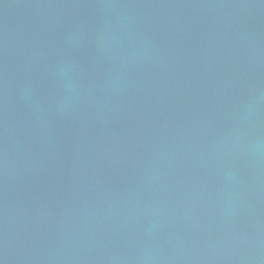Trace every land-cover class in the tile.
Wrapping results in <instances>:
<instances>
[{"label":"water","instance_id":"95a60500","mask_svg":"<svg viewBox=\"0 0 264 264\" xmlns=\"http://www.w3.org/2000/svg\"><path fill=\"white\" fill-rule=\"evenodd\" d=\"M0 264H264V0H0Z\"/></svg>","mask_w":264,"mask_h":264}]
</instances>
